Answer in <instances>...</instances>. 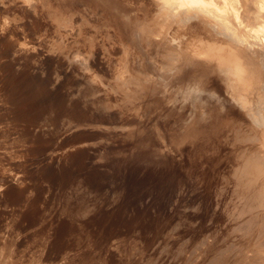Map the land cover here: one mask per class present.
I'll return each instance as SVG.
<instances>
[{
  "label": "rangeland",
  "instance_id": "rangeland-1",
  "mask_svg": "<svg viewBox=\"0 0 264 264\" xmlns=\"http://www.w3.org/2000/svg\"><path fill=\"white\" fill-rule=\"evenodd\" d=\"M166 1L0 0V264H264L263 85L174 64Z\"/></svg>",
  "mask_w": 264,
  "mask_h": 264
},
{
  "label": "bare ground",
  "instance_id": "bare-ground-1",
  "mask_svg": "<svg viewBox=\"0 0 264 264\" xmlns=\"http://www.w3.org/2000/svg\"><path fill=\"white\" fill-rule=\"evenodd\" d=\"M203 4L208 6L205 7ZM175 5L180 9L177 16L182 18V22L179 24L180 26H178L177 32L183 36H187V34H190V32L187 31L188 29L200 25L197 23V20H199L201 25L204 24V27L201 28V30H198V33H201L199 36L194 38H192V36L182 38L179 40L176 47L174 46L175 50H178L176 58H174V62H176L174 64L182 63V61L184 62L185 60H187V62L189 61V63L193 61L191 63L193 64L195 61V71L200 75L206 71L214 70L216 76L219 77L217 74L219 71L224 79L225 77L228 79L230 78V80L226 81L227 86H225V83H220L226 87L225 89L234 88L233 90L236 91L237 95L241 93L243 87L245 89L246 84L247 87H252L253 90L256 88L255 85L259 84L260 81V84L262 83L261 85H263V87L262 90L260 89L259 94L252 98L244 99L241 104L245 106L247 115L251 118L254 124L259 127L260 130H264V0H167L163 5H159V7L165 12L170 11L173 7L175 8ZM167 25L171 27L169 22H167ZM206 30L209 33L205 32ZM250 31L252 32L251 34L249 33ZM205 34H207L206 37ZM251 37L259 42L262 47L261 52L253 48V41L249 40ZM218 43H224L226 44V47L219 45ZM216 44L222 47L217 48L218 46ZM214 48H217V50L214 51ZM220 61L222 62L221 69H219ZM160 69L163 70L164 68ZM178 71L170 73L171 79L172 77L178 76ZM214 71L213 73L215 75ZM185 72L187 71L183 70L182 74H179L180 77H185L183 76ZM211 75L212 74H210V77ZM182 79L184 80V78ZM204 79L202 80V84H204ZM208 80L210 81V78L207 79V82ZM218 80L220 79L218 78ZM216 81L217 80H215V82ZM179 87V89L183 88V94L187 97H192V94H195L197 91L196 88L193 89V87H191L190 80H187L185 84L181 83V86ZM219 91L221 92L220 89ZM192 99L195 100L196 98ZM229 103H231L230 100ZM226 114L224 113L222 116H226ZM235 114L233 113L234 116ZM239 115L241 114L239 113ZM241 116H243V114ZM245 119L246 118H244V120ZM248 122L250 121H247V123Z\"/></svg>",
  "mask_w": 264,
  "mask_h": 264
}]
</instances>
